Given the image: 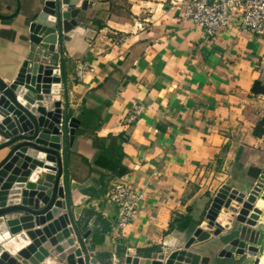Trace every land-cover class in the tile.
<instances>
[{"label":"crops","instance_id":"crops-1","mask_svg":"<svg viewBox=\"0 0 264 264\" xmlns=\"http://www.w3.org/2000/svg\"><path fill=\"white\" fill-rule=\"evenodd\" d=\"M89 1L52 54L29 31L47 0H0V76L11 83L38 55L64 63L68 115L80 120L67 151L74 214L92 254L121 264L185 244L224 184L249 192L264 172V37L235 24L207 38L184 19L188 0ZM120 177L146 192L123 228L106 198ZM242 226L257 227L236 223L204 246L218 255Z\"/></svg>","mask_w":264,"mask_h":264},{"label":"water","instance_id":"water-1","mask_svg":"<svg viewBox=\"0 0 264 264\" xmlns=\"http://www.w3.org/2000/svg\"><path fill=\"white\" fill-rule=\"evenodd\" d=\"M47 0L40 16L30 23V40L54 54L59 45L63 53L64 40L79 23L78 17L89 5V0ZM5 16L0 14V18ZM65 89L66 106H54L56 96ZM0 151L9 148L0 161V264H64L53 255H59L66 242L74 240L81 256L70 252L66 264H103L86 244L90 230L82 232L75 217L69 190L67 151L72 145L80 120L68 115V94L64 63L43 60H26L11 83L0 76ZM46 119L49 125H44ZM33 151L44 156L37 158ZM54 164L49 165L46 160ZM51 170L54 176L46 174ZM45 179L37 181L40 174ZM36 183L37 193H26L29 183ZM262 172L249 191H241L224 184L214 196L206 220L193 236L172 252L153 258L128 255L121 264H248L245 255L255 257L259 264L260 246L264 233H256L242 226L223 248L214 255L211 247L204 246L212 235L231 230L236 223L256 226L263 214L257 206L264 200ZM71 229L67 240L61 234ZM52 244L51 247L48 245ZM54 247V248H53ZM240 255V256H237Z\"/></svg>","mask_w":264,"mask_h":264},{"label":"built area","instance_id":"built-area-1","mask_svg":"<svg viewBox=\"0 0 264 264\" xmlns=\"http://www.w3.org/2000/svg\"><path fill=\"white\" fill-rule=\"evenodd\" d=\"M183 17L201 27L207 38L215 37L220 30L233 25L249 29L264 37V0H188ZM89 70L87 62L78 61L76 75L83 79ZM264 194V186L261 196ZM146 197L143 188L133 186L123 177L108 187L106 198L117 207L116 227L128 225L138 213ZM260 217L257 225L264 215Z\"/></svg>","mask_w":264,"mask_h":264},{"label":"rangeland","instance_id":"rangeland-1","mask_svg":"<svg viewBox=\"0 0 264 264\" xmlns=\"http://www.w3.org/2000/svg\"><path fill=\"white\" fill-rule=\"evenodd\" d=\"M54 174L55 173L51 174V176H54ZM45 176H46V174L43 173V174H40V176H38L36 179H37L38 182H41L43 179H45ZM257 206H259L260 208H263L264 207V201L257 202ZM70 231H71V229H68L67 231L63 232L61 234L60 238H64L66 240L68 238L67 236L70 235ZM254 232L256 233L255 236H257L260 232L264 233V215H263V217L261 219V222L255 228ZM74 240H75V243L73 242V240L66 242L65 245L63 246V250L60 252L59 255H63L64 253H70V252L78 251V248L80 249V247H79V244H78L77 239L75 238V236H74ZM49 245L52 246V244H49ZM259 248H260V251H259L258 257H260L262 255V253L264 252V241H263L262 245ZM237 256H240V255H237ZM244 258H245V261L248 264H253L254 261H255V257L247 255V254L245 255ZM57 259L61 260V261H64V264H66V262L64 260L65 257L61 256V257H59Z\"/></svg>","mask_w":264,"mask_h":264},{"label":"bare ground","instance_id":"bare-ground-1","mask_svg":"<svg viewBox=\"0 0 264 264\" xmlns=\"http://www.w3.org/2000/svg\"><path fill=\"white\" fill-rule=\"evenodd\" d=\"M60 104V100H59V96H56V101H54L53 102V105L54 106H57V105H59ZM43 124L44 125H49V122H47V120L46 119H44L43 120ZM0 140H2V138L0 137ZM29 153L31 154V155H33V156H36L37 158H41V159H43L44 158V156L42 155V154H39V153H36V152H33V151H29ZM47 161V163L49 164V165H52V164H54L53 163V161L51 160V159H48V160H46ZM44 172L46 173V174H53V172L51 171V170H49V169H44ZM26 193L28 194V195H33V194H35V193H37V189H36V183L34 182V181H32L31 183H29V185H28V187H27V190H26ZM261 202V201H264L263 199H259L257 202ZM259 207V206H258ZM260 208V207H259ZM79 256V255H78ZM260 258V262H259V264H264V252L262 253V255L259 257Z\"/></svg>","mask_w":264,"mask_h":264},{"label":"trees","instance_id":"trees-1","mask_svg":"<svg viewBox=\"0 0 264 264\" xmlns=\"http://www.w3.org/2000/svg\"><path fill=\"white\" fill-rule=\"evenodd\" d=\"M259 83H257V85H258ZM263 91H264V89H263ZM236 235V234H235ZM221 262H222V260L221 259H217L216 260V264H221Z\"/></svg>","mask_w":264,"mask_h":264},{"label":"flooded vegetation","instance_id":"flooded-vegetation-1","mask_svg":"<svg viewBox=\"0 0 264 264\" xmlns=\"http://www.w3.org/2000/svg\"><path fill=\"white\" fill-rule=\"evenodd\" d=\"M214 264H216V261L214 262Z\"/></svg>","mask_w":264,"mask_h":264}]
</instances>
